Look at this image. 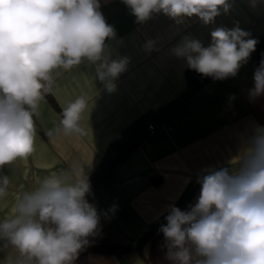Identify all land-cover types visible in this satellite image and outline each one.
I'll use <instances>...</instances> for the list:
<instances>
[{"label":"clouds","instance_id":"obj_1","mask_svg":"<svg viewBox=\"0 0 264 264\" xmlns=\"http://www.w3.org/2000/svg\"><path fill=\"white\" fill-rule=\"evenodd\" d=\"M122 2L137 23L163 14L177 22L196 17L209 25L232 7L230 0ZM100 9V0H0V168L35 152L34 116L52 89L55 70L88 63L106 89L115 90L113 81L126 71L128 58H111L106 41L116 32ZM210 36L207 47L185 37L172 51L189 69L214 81L235 77L258 43L238 24L216 27ZM152 47L148 41L147 50ZM253 81L250 98L264 96V59ZM86 108L83 96L69 103L56 131L83 134L80 120ZM230 164L235 167L203 170L200 194L187 211L169 206L167 223L159 230L171 264H264V125L252 127ZM9 184V177L0 175V198ZM89 194L84 168L74 178L49 175L24 192L14 215L0 221L3 248L10 245L17 253L5 264H74L101 228Z\"/></svg>","mask_w":264,"mask_h":264},{"label":"crops","instance_id":"obj_2","mask_svg":"<svg viewBox=\"0 0 264 264\" xmlns=\"http://www.w3.org/2000/svg\"><path fill=\"white\" fill-rule=\"evenodd\" d=\"M230 2L228 13L205 25L196 17L177 22L163 14L137 23L122 0H100V10L116 32L114 39L106 41L108 50L112 59L128 58L126 71L113 81L111 92L96 77L94 65L53 72L52 89L39 101L34 116L35 152L0 168V175L10 179L6 195L0 198V221L11 218L20 196L49 175L74 178L77 169L84 168L89 178L124 127L182 93L189 67L172 50L185 37L207 47L216 27L231 29L238 24L251 38L264 40V0ZM148 41L153 42L150 51ZM258 44L235 77L211 79L91 187L87 199L97 207L101 228L87 246H136L151 230L152 236L132 264H171L159 230L167 223L169 206L187 211L200 194L198 177L205 174L203 170L234 168L230 161L245 136L254 125H264V96H249L254 71L264 55V41ZM80 96L87 100L80 120L83 134L56 131L64 108ZM113 205L118 206L115 212L110 211ZM3 245L0 241V264L17 255L10 245ZM74 264H117V259L112 254H86L78 255Z\"/></svg>","mask_w":264,"mask_h":264},{"label":"trees","instance_id":"obj_3","mask_svg":"<svg viewBox=\"0 0 264 264\" xmlns=\"http://www.w3.org/2000/svg\"><path fill=\"white\" fill-rule=\"evenodd\" d=\"M264 41V40H262ZM262 41L258 43L261 44ZM258 44V45H259ZM262 60V55H261ZM186 88L176 96L173 100L162 106L156 111L149 110L124 127L121 131V136L113 140L107 148L103 159L98 164V167L93 174L88 178L91 187L98 181L102 180L106 174L112 169L114 165L126 157L144 137H146L145 127L151 123L156 127L167 118L173 111H175L183 102H185L191 95L201 89L212 78L204 77L196 71L187 69L185 72ZM152 236V231H148L138 241L136 246L131 245H109L101 243L97 245L86 246L79 255L86 254H112L117 259V264H132L135 257L140 255L143 246L148 242Z\"/></svg>","mask_w":264,"mask_h":264},{"label":"built area","instance_id":"obj_4","mask_svg":"<svg viewBox=\"0 0 264 264\" xmlns=\"http://www.w3.org/2000/svg\"><path fill=\"white\" fill-rule=\"evenodd\" d=\"M262 59H264V55H262ZM154 129H155L154 125L151 123H148L146 125L145 132H146V134H148V133L152 132Z\"/></svg>","mask_w":264,"mask_h":264}]
</instances>
